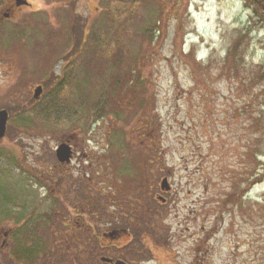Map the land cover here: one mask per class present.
<instances>
[{"label": "rangeland", "instance_id": "obj_1", "mask_svg": "<svg viewBox=\"0 0 264 264\" xmlns=\"http://www.w3.org/2000/svg\"><path fill=\"white\" fill-rule=\"evenodd\" d=\"M26 1L0 0V230L36 248L13 264H89L101 241L264 264V27L244 0Z\"/></svg>", "mask_w": 264, "mask_h": 264}, {"label": "flooded vegetation", "instance_id": "obj_2", "mask_svg": "<svg viewBox=\"0 0 264 264\" xmlns=\"http://www.w3.org/2000/svg\"><path fill=\"white\" fill-rule=\"evenodd\" d=\"M16 9H18V6H16L15 3L12 2L8 7H6L5 12H3V15L6 13L8 15H10ZM59 164L61 165V163H59ZM55 214H56V216L58 215L57 216L58 218L60 217V213H55ZM61 218L63 220V216H61ZM56 220H59V219H56ZM13 237H15V238H13ZM69 237H72V236L69 235ZM21 240H24V239L20 238V234H16V233L13 234V228H11V227L0 230V249H1V253L3 254V257H4L3 260L5 261L6 264H13V262H12V256H10V251H6L4 253V250L7 247L12 248L13 245L17 246L19 258H23V256H24V257H30L33 259L35 257L36 248L35 249L25 248L24 247L25 245L21 244L22 243ZM104 242L105 241L99 242L98 243L99 245L95 249H92L89 251V253H90L89 259H88L89 264H142V263L148 264V260H147L148 259L147 255L149 252L148 249L142 250V251H140V250L138 251L135 249L133 251H130V250H126V249L123 250L121 248L122 250L119 249V250H115V252H113V253H109L108 252L109 250L103 251L104 248L108 249L110 247V245L108 243H104ZM26 250L28 251V256H25V253L27 252ZM38 253H40V252L37 251V254ZM0 262H2V261L0 260ZM1 264H4V263H1ZM40 264H41V261H40ZM42 264H44V263H42Z\"/></svg>", "mask_w": 264, "mask_h": 264}, {"label": "water", "instance_id": "obj_3", "mask_svg": "<svg viewBox=\"0 0 264 264\" xmlns=\"http://www.w3.org/2000/svg\"><path fill=\"white\" fill-rule=\"evenodd\" d=\"M16 6H20L23 4H27L26 0H14ZM5 17L8 14H4ZM42 92V86L38 85L35 87L33 91V97L37 98L40 96ZM8 113L5 109H0V139L4 136L6 131V124H7ZM72 151L70 146L66 142L60 143L55 149V155L59 162L68 161L71 157ZM105 260V259H104Z\"/></svg>", "mask_w": 264, "mask_h": 264}, {"label": "trees", "instance_id": "obj_4", "mask_svg": "<svg viewBox=\"0 0 264 264\" xmlns=\"http://www.w3.org/2000/svg\"><path fill=\"white\" fill-rule=\"evenodd\" d=\"M244 2L251 12L250 19L254 21V23H260L264 27V0H244ZM236 45L237 44H235L233 48H235ZM92 57L96 58L95 56Z\"/></svg>", "mask_w": 264, "mask_h": 264}]
</instances>
